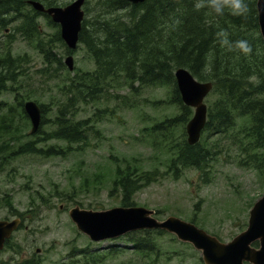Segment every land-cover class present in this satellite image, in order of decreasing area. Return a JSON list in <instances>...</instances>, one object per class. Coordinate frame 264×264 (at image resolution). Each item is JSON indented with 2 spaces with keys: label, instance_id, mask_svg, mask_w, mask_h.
I'll return each instance as SVG.
<instances>
[{
  "label": "rangeland",
  "instance_id": "1",
  "mask_svg": "<svg viewBox=\"0 0 264 264\" xmlns=\"http://www.w3.org/2000/svg\"><path fill=\"white\" fill-rule=\"evenodd\" d=\"M88 7V19L101 10L97 0H90ZM11 17L6 27L0 25V53L22 56L23 74L0 94V220L20 217L18 211L24 222L1 251L0 264H84L83 250L90 251L87 255L104 253L102 264H204L200 251L171 233L155 235L156 254L137 252L126 235L94 242L79 231L69 213L75 206L91 210L122 206V191L115 184L122 172L155 175L157 179L138 190L134 201L136 206L155 210L160 220L173 215L193 222L195 217L197 226L226 242L248 227L250 211L264 194V148L252 149L238 120L228 133L208 138L210 144L217 142L218 150L208 175L193 167L170 169L184 131L188 139L187 123L161 133L151 130L154 124L182 112L168 102L169 88L148 86L134 93L120 84L101 102L79 107V119L94 118L98 109L107 110L99 112L95 123L99 134H90L89 145L74 143L71 151L49 157L12 155L17 146L32 140H40L38 147L66 148L63 141L43 142L42 132L53 129L56 107L65 100L66 86L75 72L94 70L96 65L83 44L72 52L65 42L51 43L59 27L46 15L37 19L42 50L27 29L19 30L22 18ZM47 48L53 49L49 61L41 52ZM69 55L74 58V71L65 63ZM217 99L212 91L206 99L208 108ZM29 100L52 109L42 115V121L47 117L48 122H42L35 134L21 105ZM205 136L209 132L204 130L201 139ZM256 153L260 156L253 160L251 155ZM113 246L125 250L108 253Z\"/></svg>",
  "mask_w": 264,
  "mask_h": 264
},
{
  "label": "trees",
  "instance_id": "2",
  "mask_svg": "<svg viewBox=\"0 0 264 264\" xmlns=\"http://www.w3.org/2000/svg\"><path fill=\"white\" fill-rule=\"evenodd\" d=\"M97 2L101 10L88 19L86 15L90 9L87 1L80 33V44L85 46L96 67L75 72L66 86L65 100L56 107L53 129L42 132L43 142L63 141L66 148L60 145L38 147L40 140H32L17 146L12 155L42 154L49 157L71 151L74 143L89 145L90 134H99L95 125L99 121V112L102 114L107 110L98 109L94 118L79 119V107L84 103L101 102L108 98L112 88L120 84L134 93L148 86L170 89L168 102L178 106L182 112L154 124L152 132L161 133L171 126L185 125L194 110L182 101L175 78V70L179 67L189 69L200 81H212L213 92L218 99L208 109L205 131L209 132V137L205 136L191 145L184 131L185 136L176 145L170 169L172 166L176 169L179 166L193 167L208 175L218 151L217 142L210 144L208 138L228 133L237 126L238 120L243 123L242 128L252 149L264 148V40L260 34L257 0H245L248 10L242 15L232 14L228 7L224 8L223 14H217L207 6V0H202L205 6L200 9L195 7L198 0H146L141 4L127 0ZM45 4L58 6L68 2L47 0ZM9 14L22 18L19 30L27 29L42 50V30L37 21L40 13L28 6L27 0H0L2 27L9 24ZM225 39L231 49L223 43ZM238 41H246L251 51L244 53L236 48ZM50 42L64 43L60 29ZM41 52L48 61L53 55L51 48ZM22 60V56L16 57L10 52L0 53V94L8 90L9 83L20 81ZM253 76L256 81L250 79ZM17 97L21 99L20 95ZM3 104L8 105L5 101ZM21 105L24 106L23 102ZM40 107L43 115L52 110L46 103H41ZM42 122H48V118L44 117ZM258 156L256 153L251 158L254 160ZM262 164L259 168L263 172ZM119 174L115 184L122 191L123 206H136L134 196L138 190L157 179L152 172ZM15 213L24 219L22 213ZM192 221L196 222L195 217ZM164 233L160 229H144L129 233L127 238L133 242L132 248L137 252L158 254L155 235ZM8 245L10 240L6 242ZM121 250L125 249L113 246L108 253L117 254ZM81 252L84 264H102L106 257L97 251L91 255H87L89 250Z\"/></svg>",
  "mask_w": 264,
  "mask_h": 264
},
{
  "label": "water",
  "instance_id": "3",
  "mask_svg": "<svg viewBox=\"0 0 264 264\" xmlns=\"http://www.w3.org/2000/svg\"><path fill=\"white\" fill-rule=\"evenodd\" d=\"M127 1L141 4L146 0ZM30 3L35 10L47 14L60 26L62 40L70 50H76L85 18V0H74L66 6L52 7H46L40 1L32 0ZM257 11L260 33L264 40V0H257ZM65 63L70 70H74L73 55H69ZM175 77L182 101L194 109V115L186 126L187 141L194 145L200 141L207 125L208 106L205 99L213 90V83L199 81L185 67L177 68ZM24 108L33 125L31 133L35 134L42 123L41 107L36 101L29 100L25 102ZM69 213L79 231L94 242L117 239L144 229H160L174 234L181 242L193 245L202 253L204 264H264V194L250 211L248 227L227 242L177 216L160 220L155 216V210L142 206L91 210L77 205ZM22 223L20 217L0 220V253L5 248L6 241L11 239ZM257 242L259 246L254 245Z\"/></svg>",
  "mask_w": 264,
  "mask_h": 264
},
{
  "label": "clouds",
  "instance_id": "4",
  "mask_svg": "<svg viewBox=\"0 0 264 264\" xmlns=\"http://www.w3.org/2000/svg\"><path fill=\"white\" fill-rule=\"evenodd\" d=\"M204 6L205 4L202 2V0H198V2L195 4V7L197 9H200ZM207 6L212 8L217 14H223V10L225 7L230 8L232 14L234 15H242L248 10V6L245 3V0H207ZM223 43L228 45L231 49L232 46L229 44V41L227 39H225ZM235 47L241 49L244 53H248L251 51V48L246 41H238ZM250 79L252 81H256L255 76L251 77Z\"/></svg>",
  "mask_w": 264,
  "mask_h": 264
},
{
  "label": "bare ground",
  "instance_id": "5",
  "mask_svg": "<svg viewBox=\"0 0 264 264\" xmlns=\"http://www.w3.org/2000/svg\"><path fill=\"white\" fill-rule=\"evenodd\" d=\"M31 1H32V0H27V4H28V6H31V3H30ZM34 1H40V2H42L44 5H46V4H45V1H47V0H34ZM72 1H74V0H72ZM72 1H71V2H72ZM87 1H90V0H85V3H84V5H83V9H84V11H85V7H86V4H87ZM71 2H69V3H71ZM46 6H48V5H46ZM52 6H57V5H51V6H48V7H52ZM9 15H10V14H9ZM9 15L7 16V18H9ZM9 20L11 21V20H12V17L9 18ZM15 31H16V30H15ZM68 69H69V68H68ZM68 69H67V70H68ZM69 70H70V69H69ZM69 70H68V72H70ZM70 73H71V72H70ZM77 73H78V72H77Z\"/></svg>",
  "mask_w": 264,
  "mask_h": 264
}]
</instances>
